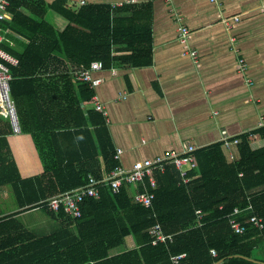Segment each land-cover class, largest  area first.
<instances>
[{
	"label": "trees",
	"instance_id": "16d2710c",
	"mask_svg": "<svg viewBox=\"0 0 264 264\" xmlns=\"http://www.w3.org/2000/svg\"><path fill=\"white\" fill-rule=\"evenodd\" d=\"M26 1L37 7L44 3L13 0L10 11L15 14ZM52 8L68 19L63 30L42 20L37 25L29 17L34 26L24 35L30 43L3 44L19 61L10 65L22 128L15 137L33 140L42 169L31 176L19 170L16 158L9 155L11 121L0 114V187L13 185L20 207L6 216L0 209V264H172L171 257L182 253L187 256L180 264H216L222 259L219 264H264V230L250 227L237 234L230 224L237 208L244 211L240 220L264 216V125L237 138L240 157L233 162L223 142L199 148V170L189 176L199 175L187 184L173 164L165 172L156 171L158 186L150 208L134 201L128 184L117 194L102 185L101 197L86 199L80 218L48 208L50 198L86 185L90 175L103 179L121 164L104 113L83 108L93 102L96 87L76 79L74 72L96 61L104 66L118 61L144 66L153 60L152 19L138 18L136 5H86L74 12L58 1ZM126 9H132L134 18L117 17ZM120 50L131 54H114ZM58 67L70 106L60 112L62 127L55 128L48 125L57 112L41 107L43 83L35 75ZM35 208L58 221L59 229L38 237L26 228L18 215ZM198 210L204 213L202 225L197 224ZM158 223L173 235L172 241L153 243L150 228ZM119 247L124 250L116 252Z\"/></svg>",
	"mask_w": 264,
	"mask_h": 264
},
{
	"label": "crops",
	"instance_id": "0c3cea01",
	"mask_svg": "<svg viewBox=\"0 0 264 264\" xmlns=\"http://www.w3.org/2000/svg\"><path fill=\"white\" fill-rule=\"evenodd\" d=\"M58 1H64L74 12L86 5H136L137 10L141 5L136 16H151L152 63L131 66L118 61L94 72L102 82L96 87L93 102L83 105L86 111L103 107L115 148L122 150L120 161L125 168L172 151L183 152L188 144L202 148L222 142L223 131L238 138L263 126L264 0H43L41 7L26 1L1 22L6 37L3 44L16 47L30 43L24 35L34 26L29 17L36 19L37 25L42 20L63 30L68 19L52 8ZM117 17L134 18V14L132 9L120 10ZM182 24L191 31L188 44L179 38ZM190 49L197 50L198 63L189 53L184 54ZM114 54L131 52L120 50ZM62 74L58 67L55 72L35 75L43 83L41 107L57 112L56 119L47 124L55 128L62 127L60 112L70 106ZM21 133L14 132L10 137L13 139L7 154L16 158L24 175L31 176L41 171L42 163H38L29 136L16 138ZM224 152L230 162L240 157L237 145L232 147L235 160L229 159L226 149ZM0 209L2 216L20 210L11 184L0 187ZM41 210L45 211L35 208L18 215L38 237L60 227L46 211L39 220H25L29 213ZM122 250L119 247L116 252Z\"/></svg>",
	"mask_w": 264,
	"mask_h": 264
},
{
	"label": "built area",
	"instance_id": "2783aa9c",
	"mask_svg": "<svg viewBox=\"0 0 264 264\" xmlns=\"http://www.w3.org/2000/svg\"><path fill=\"white\" fill-rule=\"evenodd\" d=\"M217 2V0H212ZM13 0H0V24L10 16V6ZM85 3V1H82ZM239 21V18H235ZM179 38L184 44H188L191 38V31L188 26L182 24L179 26ZM6 37L4 30L0 26V114L11 121L15 133H21L20 117L16 101L12 96L11 81L13 75L10 65H18L19 61L14 56L10 55L3 48V43ZM189 53L194 61L198 63V52L195 49H190L184 54ZM243 62V60H242ZM104 68L102 61H96L91 66H82L75 72V78L88 82L91 87H97L102 80L94 77V72ZM95 99V97H94ZM98 110L102 111L103 107L98 106ZM104 111V110H103ZM102 111V112H103ZM264 125V122H262ZM223 147L226 149L229 159H236L232 152V147L239 144V139L232 138L227 131H223ZM199 148L195 145L188 144L183 152L172 151L163 156L146 159L141 162H136L131 168H125L121 164L111 173L106 174L103 179H99L93 175L89 176V181L86 185L56 195L47 201V206L51 211L59 212L64 209L67 215L73 218H80L83 215L82 205L88 198L99 199L101 197V186L107 184L113 193L117 194L122 190L125 184L131 185L134 188L132 197L137 204L147 208L153 206L155 199L154 190L157 188L156 171L165 172L169 164L175 165L179 170L181 179L184 183H189L194 177L189 176L191 170H199L198 161L195 152ZM121 149L117 150L116 158L121 159ZM143 188V189H142ZM248 209H252L250 206ZM244 211L237 208L231 216L230 224L233 231L237 234H243L250 227L264 230V216L252 215L244 220H240L239 216ZM197 224L202 225L204 213L201 210L197 211ZM150 234L154 238L153 243L168 242L173 240V235L164 233L161 224H156L150 228ZM217 252L214 251V255ZM187 256L186 253L171 257L172 264H180L181 260Z\"/></svg>",
	"mask_w": 264,
	"mask_h": 264
},
{
	"label": "rangeland",
	"instance_id": "374dc122",
	"mask_svg": "<svg viewBox=\"0 0 264 264\" xmlns=\"http://www.w3.org/2000/svg\"><path fill=\"white\" fill-rule=\"evenodd\" d=\"M45 211L41 210V211H38V212H35V213H29L26 217H25V220H27V218H30L32 217L33 219H40V218H43L45 216V214L43 213Z\"/></svg>",
	"mask_w": 264,
	"mask_h": 264
},
{
	"label": "water",
	"instance_id": "95a60500",
	"mask_svg": "<svg viewBox=\"0 0 264 264\" xmlns=\"http://www.w3.org/2000/svg\"><path fill=\"white\" fill-rule=\"evenodd\" d=\"M238 256H240V255H238ZM223 261H224V259L220 260V261L217 262L216 264H219V263H221V262H223Z\"/></svg>",
	"mask_w": 264,
	"mask_h": 264
}]
</instances>
